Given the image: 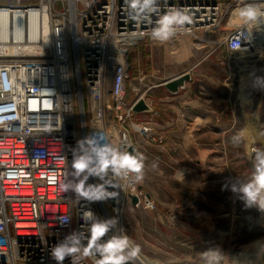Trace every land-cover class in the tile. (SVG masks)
<instances>
[{"label":"built area","instance_id":"built-area-1","mask_svg":"<svg viewBox=\"0 0 264 264\" xmlns=\"http://www.w3.org/2000/svg\"><path fill=\"white\" fill-rule=\"evenodd\" d=\"M262 1L161 0L160 7L192 16L177 41L218 32L225 9ZM151 27L129 19L125 0H0V264H56L51 247L82 230L84 210L117 217L124 230L130 206L155 210L139 183L110 188L117 196L91 204H77L73 191L60 189L71 149L95 130L143 156V142L166 143L151 122L136 119L140 97H127L129 52L146 40L158 44L150 39ZM250 38L237 26L222 43L235 53L245 51ZM64 215L72 218L62 225Z\"/></svg>","mask_w":264,"mask_h":264},{"label":"crops","instance_id":"crops-1","mask_svg":"<svg viewBox=\"0 0 264 264\" xmlns=\"http://www.w3.org/2000/svg\"><path fill=\"white\" fill-rule=\"evenodd\" d=\"M183 38L173 45L146 40L128 55L132 78L129 86L135 93L130 100L142 96L151 107L150 112L136 114V119L151 122L167 136L163 145L142 144L145 167L139 185L154 200L156 208L130 206L128 219L137 224L138 218L146 219L147 224L162 223L174 215L180 225L192 228L207 225L211 229L221 223L230 230L234 226L245 228L248 217L256 218L262 212L245 208L230 187L224 186H230L237 176L249 174L247 137L252 147L262 142L264 129L257 125L255 110L250 111L252 79L248 78L254 75L258 54L247 46L240 51V66L233 57L239 52H229L222 42L195 45ZM260 40L264 44V38ZM185 73L190 80L177 93L165 88V82ZM237 77L242 81L239 99L243 102L244 122L234 94ZM255 91L260 92L262 99L264 90ZM261 105L260 101L257 106ZM240 132L244 142L234 147L231 137ZM144 238L154 253L157 249Z\"/></svg>","mask_w":264,"mask_h":264},{"label":"clouds","instance_id":"clouds-1","mask_svg":"<svg viewBox=\"0 0 264 264\" xmlns=\"http://www.w3.org/2000/svg\"><path fill=\"white\" fill-rule=\"evenodd\" d=\"M125 3L129 19L137 25H152L150 39L160 44L172 40L192 23L187 9L170 7L162 11L161 0H125ZM234 20L238 27L249 33L254 28L259 30L264 24V4L244 3L235 10ZM254 85L264 90V77H256ZM230 142L238 147L244 142L243 133L234 134ZM71 151V169L65 172L60 189L62 192L73 191L77 204L81 200L89 204L107 201L117 196V192L110 191V188L117 189L143 180V154L122 149L104 131L95 130L78 140ZM249 162V174L237 176L230 186L226 184L224 188L230 187L245 208L264 212V146L251 149ZM90 178L99 182L89 183ZM71 218L64 215L59 221L62 225L68 224ZM80 219L84 222L82 230H73L51 247V258L56 264H64L65 259H70V264H83L86 259H91L93 264H136L140 245L119 226L117 217L101 218L87 209L80 214ZM200 255L204 264H222L225 259L219 247Z\"/></svg>","mask_w":264,"mask_h":264},{"label":"rangeland","instance_id":"rangeland-1","mask_svg":"<svg viewBox=\"0 0 264 264\" xmlns=\"http://www.w3.org/2000/svg\"><path fill=\"white\" fill-rule=\"evenodd\" d=\"M264 4V1L260 2ZM241 6H235L229 8L227 11L225 9V14L223 15V20L221 22V28L218 32L205 35L202 32L196 33L194 36H184L183 40H187L191 44H203V42H223L224 38L229 34V31L235 27L237 24L234 20L233 11ZM233 15V16H232ZM257 29H253V42L248 46L252 51H255L258 55L256 58V64L252 76H248L249 79H252V104L257 116V125L260 124L264 129V96L260 97V92H256V89H259L254 85L256 77H264V44L261 40L258 39ZM262 33L264 36V24L260 26L259 33ZM166 43L175 44L176 41H168ZM168 44V45H169ZM172 44V45H173ZM238 53V52H236ZM233 54L235 61L241 66L242 59L241 54ZM240 68V72H241ZM244 73L242 72V78L244 79ZM247 78V77H246ZM234 81V94L238 97L237 105L240 110V116L242 122L245 121L244 112L242 109L243 102L239 99L240 93V84L238 81ZM130 83L127 85V97L128 99L134 98V92L131 90ZM260 90V89H259ZM256 92V93H255ZM257 94L258 98L255 97ZM261 101V107H258L257 104ZM248 141V152L250 154L252 144H249ZM257 146H264V131L262 133V142ZM254 146V147H255ZM195 183H198V180L195 179ZM199 195L196 194V197ZM206 197V195H204ZM154 201V200H153ZM140 224H137L135 221H130L128 219V214L124 218L125 222V232L137 243L140 245L141 254L144 255L147 264H204V261L201 258V253L214 247H219L225 259L222 264H257L258 260L256 258L248 257L247 252H252L251 254L261 253L262 257L260 263L264 264V212L258 215L256 218L248 217L245 228H240L234 226L230 230V227L224 223L214 226V228L207 225H195L194 230L192 226H182L177 222V219L172 215L167 221L162 223H146V219L138 218ZM145 222V223H144ZM144 239L149 241L153 247L157 250L149 251L148 248H151L149 245H146L143 241ZM241 246V247H240ZM155 250V249H153Z\"/></svg>","mask_w":264,"mask_h":264},{"label":"water","instance_id":"water-1","mask_svg":"<svg viewBox=\"0 0 264 264\" xmlns=\"http://www.w3.org/2000/svg\"><path fill=\"white\" fill-rule=\"evenodd\" d=\"M190 80V75L188 73L182 74L179 77L167 81L164 83V86L167 90H169L171 93H177L180 88L184 87L185 83ZM133 111L136 114H141L145 112H150L151 107L146 103V100L144 97H140L136 103L133 106ZM136 150L135 147H130L128 151ZM132 203H137V198H132Z\"/></svg>","mask_w":264,"mask_h":264},{"label":"bare ground","instance_id":"bare-ground-1","mask_svg":"<svg viewBox=\"0 0 264 264\" xmlns=\"http://www.w3.org/2000/svg\"><path fill=\"white\" fill-rule=\"evenodd\" d=\"M236 10V9H235ZM234 12V11H233ZM233 16V15H232ZM253 31V30H252ZM250 32V40H249V42H248V45L247 46H250L251 45V43L253 42V32ZM264 38V36L262 35V33H260L259 35H258V39L260 40V39H263ZM250 111L251 112H254V108L252 107V108H250ZM241 247V246H240ZM248 254H246L247 255V258L249 257L250 259H251V257H253L254 256V258H256V260H258V263L257 264H261L260 262V259H261V257H262V254L261 253H256V254H251L250 252H247ZM139 259L141 260V261H143V262H145L146 264H147V262L141 257V254L139 255ZM138 261V260H137ZM139 264V263H138Z\"/></svg>","mask_w":264,"mask_h":264}]
</instances>
